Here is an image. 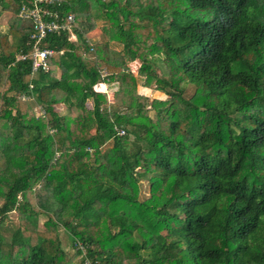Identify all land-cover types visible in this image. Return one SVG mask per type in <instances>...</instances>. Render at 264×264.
<instances>
[{"label":"trees","instance_id":"obj_1","mask_svg":"<svg viewBox=\"0 0 264 264\" xmlns=\"http://www.w3.org/2000/svg\"><path fill=\"white\" fill-rule=\"evenodd\" d=\"M23 1L0 0V264H264V0H62L76 39L32 78Z\"/></svg>","mask_w":264,"mask_h":264},{"label":"built area","instance_id":"obj_2","mask_svg":"<svg viewBox=\"0 0 264 264\" xmlns=\"http://www.w3.org/2000/svg\"><path fill=\"white\" fill-rule=\"evenodd\" d=\"M62 0H29L21 2L17 15L22 20H30L33 24V31L29 35L28 42L32 46L30 53V74L31 78L38 71H48V59L54 53L52 48H49L44 40L50 33L66 32L69 40H75L74 34V14H63L61 10ZM26 54L16 55L17 60H25ZM29 88H32L33 83L30 81ZM21 98L29 99L27 95L22 94ZM41 109V113H43ZM119 134H124L123 129H118ZM82 248V246H80ZM82 259L84 264H94L88 258H85L83 250Z\"/></svg>","mask_w":264,"mask_h":264},{"label":"rangeland","instance_id":"obj_3","mask_svg":"<svg viewBox=\"0 0 264 264\" xmlns=\"http://www.w3.org/2000/svg\"><path fill=\"white\" fill-rule=\"evenodd\" d=\"M8 16H9L8 12H5V13H3L1 15V17H0V27L4 28V25L6 23V20H7ZM88 36L90 37V38L88 37L90 43H95V41L97 40L96 31L92 32V33H89ZM115 47L119 48L120 46L119 45H115ZM137 67H138V63H136V62L130 64V69L133 72H136ZM103 87L104 86H102V88ZM138 91H139V93L145 94V96H147L148 98H153V97L163 98L164 97V95L162 93H160L159 91H156L155 89H150V90L149 89H145V90L140 89ZM87 106L90 107L89 101L87 102ZM56 107H57V109L59 111H63L64 110L63 109L64 108L63 105H56ZM142 185L143 186H142V189H141V197L148 193V184L142 183ZM43 220H44V217L40 216L39 217L40 227H41V223H42ZM15 221H16V217H15V214H14V211H13V212H10L8 214V217L4 221V225L10 224L11 222L14 223ZM3 233L6 235L7 238L9 237V232L3 230ZM61 238H62V247L65 249V251H67V253L69 255H71L75 251V249L73 248L72 243L70 242V239L68 238L66 231H61ZM81 257H82V254H81ZM81 257H77L75 260L76 261H80V260H82Z\"/></svg>","mask_w":264,"mask_h":264},{"label":"crops","instance_id":"obj_4","mask_svg":"<svg viewBox=\"0 0 264 264\" xmlns=\"http://www.w3.org/2000/svg\"><path fill=\"white\" fill-rule=\"evenodd\" d=\"M89 104H90V106H91V102L89 101Z\"/></svg>","mask_w":264,"mask_h":264}]
</instances>
